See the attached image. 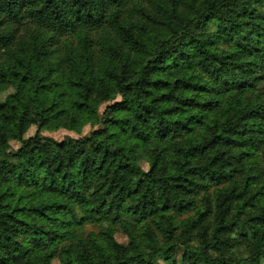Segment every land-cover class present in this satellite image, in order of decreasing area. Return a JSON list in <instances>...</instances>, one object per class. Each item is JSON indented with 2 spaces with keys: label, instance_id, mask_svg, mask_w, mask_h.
Here are the masks:
<instances>
[{
  "label": "trees",
  "instance_id": "trees-1",
  "mask_svg": "<svg viewBox=\"0 0 264 264\" xmlns=\"http://www.w3.org/2000/svg\"><path fill=\"white\" fill-rule=\"evenodd\" d=\"M263 83L264 0H0V264H264Z\"/></svg>",
  "mask_w": 264,
  "mask_h": 264
},
{
  "label": "rangeland",
  "instance_id": "rangeland-1",
  "mask_svg": "<svg viewBox=\"0 0 264 264\" xmlns=\"http://www.w3.org/2000/svg\"><path fill=\"white\" fill-rule=\"evenodd\" d=\"M264 84V83H263ZM12 91H8L7 93L3 94L1 96V100H4L5 97L9 94H11ZM106 105H103L100 109V115H102V113L105 110ZM101 126H97V127H91L88 126L86 127L80 134L73 132V131H69V130H65V129H61L58 131H45L42 132V136L44 137H49L52 138L56 141H63L66 138H80V137H84V136H88L91 134L92 131H94L95 129L100 128ZM37 133V127H32L30 128V130L28 131V133L26 134L25 138H29L31 136H34ZM21 147V144L18 141H12L9 143L8 145V152L11 156L10 160L14 161V159L12 158V156L17 152V150ZM137 164L142 168L143 171L147 172L150 168V162L148 161V159H146L145 157H143L142 155H139L137 158ZM115 239L118 243L122 244V245H128L129 243V239L128 237L122 233L121 231H117L115 233ZM194 244H197L196 241H194ZM245 250L244 249H240V251H238V255H244L245 254ZM264 262V261H263ZM54 264H58L57 262H54ZM160 264H165L164 262H160Z\"/></svg>",
  "mask_w": 264,
  "mask_h": 264
}]
</instances>
